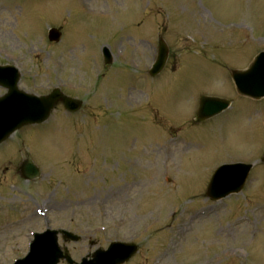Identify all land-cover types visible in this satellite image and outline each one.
I'll list each match as a JSON object with an SVG mask.
<instances>
[{
  "label": "rangeland",
  "instance_id": "1",
  "mask_svg": "<svg viewBox=\"0 0 264 264\" xmlns=\"http://www.w3.org/2000/svg\"><path fill=\"white\" fill-rule=\"evenodd\" d=\"M161 38L170 54L153 78ZM262 50L264 0H0V63L20 69V88L85 102L0 146L46 172L28 185L0 158V264L48 226L89 237L60 240L77 262L121 240L139 246L124 264H264V100L237 98L231 80ZM200 91L240 106L194 124ZM242 159L255 164L245 191L207 198L214 170Z\"/></svg>",
  "mask_w": 264,
  "mask_h": 264
},
{
  "label": "water",
  "instance_id": "2",
  "mask_svg": "<svg viewBox=\"0 0 264 264\" xmlns=\"http://www.w3.org/2000/svg\"><path fill=\"white\" fill-rule=\"evenodd\" d=\"M50 40L52 41H59L61 38V33L57 29H52L50 31ZM168 55L167 47L163 42H161V50H160V58L158 63L155 66V69L151 72L153 75L157 74L162 67L164 66L166 59ZM106 62H110V59H106ZM6 69H1L0 72L4 73ZM237 73V72H236ZM235 73V74H236ZM19 79V75L17 73L14 74V77H11L8 79L9 81V87L10 91L9 93L0 99L1 101H5L6 99L11 97H15L13 100V106L15 107L16 111V119L12 121L9 130H6L4 132H0V142L5 140L14 130H16L18 127L24 125V124H32V123H41L45 121L49 115L51 114V111L56 106V104L60 101H63L66 107L69 109L76 111L81 107V102L77 101L75 99H71L67 96H65L59 89H56L48 96L43 97H36L33 95H27L17 88V82ZM264 93H262L263 95ZM205 102L202 103L200 112H199V119H204L212 114L218 112V110H215L216 103L208 104L204 108ZM264 161V158H263ZM246 171H242L239 173V177L237 180V184L235 186L236 189H240L244 180L246 179V176L248 174V170L250 166H245ZM224 173L222 172L221 175ZM214 186H210L208 189V195L212 196ZM40 246V245H39ZM136 247H131V251H128L126 254V258L130 257L135 251ZM62 256L61 253L56 254L54 251H48L43 252L41 249L37 253H35V258L41 259L44 258L47 261H53L52 263H55L60 257ZM125 259L122 258L118 260L117 262H123ZM71 261V260H70ZM73 264V261H71Z\"/></svg>",
  "mask_w": 264,
  "mask_h": 264
},
{
  "label": "bare ground",
  "instance_id": "3",
  "mask_svg": "<svg viewBox=\"0 0 264 264\" xmlns=\"http://www.w3.org/2000/svg\"><path fill=\"white\" fill-rule=\"evenodd\" d=\"M168 254H169V253H168ZM166 256H167V254H164V255L161 256V258L166 257Z\"/></svg>",
  "mask_w": 264,
  "mask_h": 264
}]
</instances>
